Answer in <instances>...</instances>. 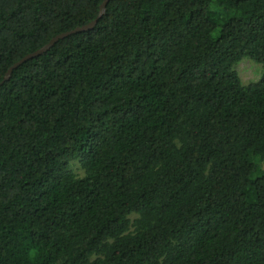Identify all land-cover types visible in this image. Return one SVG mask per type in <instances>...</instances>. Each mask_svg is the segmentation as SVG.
Segmentation results:
<instances>
[{"label":"trees","instance_id":"trees-1","mask_svg":"<svg viewBox=\"0 0 264 264\" xmlns=\"http://www.w3.org/2000/svg\"><path fill=\"white\" fill-rule=\"evenodd\" d=\"M102 2L0 0V264H264V0H109L45 48Z\"/></svg>","mask_w":264,"mask_h":264},{"label":"rangeland","instance_id":"rangeland-1","mask_svg":"<svg viewBox=\"0 0 264 264\" xmlns=\"http://www.w3.org/2000/svg\"><path fill=\"white\" fill-rule=\"evenodd\" d=\"M235 70L241 78L242 83L247 85L256 81L260 77L262 67L259 63H256L248 58H243L235 65ZM68 169L77 177H81L85 173L78 158L72 159L69 162ZM136 217L137 215L135 213H131L129 216L131 221H133Z\"/></svg>","mask_w":264,"mask_h":264},{"label":"water","instance_id":"water-1","mask_svg":"<svg viewBox=\"0 0 264 264\" xmlns=\"http://www.w3.org/2000/svg\"><path fill=\"white\" fill-rule=\"evenodd\" d=\"M109 0H103V2L101 3L100 5V9H99V13L97 15V17L92 20L91 22L87 23V24H84L80 27H77L75 29H72L70 31H67V32H63L61 34H58L56 36H54L48 45L45 46V48H47L49 45H52L53 43H55L57 40L61 39V38H64L65 36L71 34V33H75V32H81V31H85V30H88V29H91L97 22V20L100 18V16L102 15L103 11H104V8H105V5L106 3L108 2ZM43 48V49H45ZM43 49L41 50H36L32 53H29L25 56H23L21 59H19L18 61L14 62L7 70V73L6 75L4 76V80L8 79L9 78V75L12 73L13 69H15L16 67H18L21 63L33 58L34 56H37ZM2 81V82H3Z\"/></svg>","mask_w":264,"mask_h":264}]
</instances>
